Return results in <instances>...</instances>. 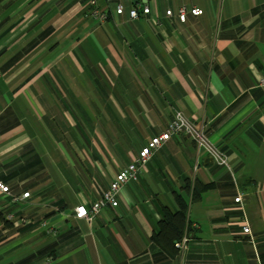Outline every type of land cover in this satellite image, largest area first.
Segmentation results:
<instances>
[{
    "label": "crops",
    "instance_id": "0c3cea01",
    "mask_svg": "<svg viewBox=\"0 0 264 264\" xmlns=\"http://www.w3.org/2000/svg\"><path fill=\"white\" fill-rule=\"evenodd\" d=\"M97 4L105 20L89 15L88 0H0V181L29 192L17 201L0 193V264H264V0ZM145 4L148 15L129 17ZM40 79L53 85L44 110L20 100ZM174 109L204 127L229 169L179 133L121 187L115 207L92 221L71 216L165 131ZM35 118L52 131L49 147ZM74 132L94 134L89 153L77 152ZM187 181L214 187L190 202ZM174 192L188 203L184 248L151 238L163 208L177 210Z\"/></svg>",
    "mask_w": 264,
    "mask_h": 264
},
{
    "label": "built area",
    "instance_id": "2783aa9c",
    "mask_svg": "<svg viewBox=\"0 0 264 264\" xmlns=\"http://www.w3.org/2000/svg\"><path fill=\"white\" fill-rule=\"evenodd\" d=\"M105 1L108 2L109 0ZM88 3L91 7L89 15L93 19L102 21L108 17L107 12L105 11L106 4L103 7H100L97 4V0H88ZM115 12L118 14L122 12V5L120 3H117ZM187 12L188 11L185 6H181L178 8L177 18L179 22H185ZM128 13L130 18H136L139 14L148 15L150 13V7L145 4L141 7L140 11L133 7L129 10ZM189 13L197 16L202 13V10L197 7H193L189 10ZM165 14L171 16L172 12L171 10H166ZM258 86L264 87L263 77L258 80ZM179 133H184L189 136L193 141L195 147L198 150L203 149L216 166L229 169L227 155L216 147L211 138L205 133L204 127L200 124H195L190 119L185 117L181 111L174 109L172 118L167 123V128L165 129V131L160 133L159 135L153 136L148 140L146 145L141 147L137 156L132 160V162L115 174V176L109 182L108 187L101 192L99 198L96 201L87 205L80 204L76 206L71 216L75 218H84L87 221H92L96 217L100 216L101 213L107 208L115 207L118 203L117 195L120 192L121 187L128 181L136 180L138 173L148 162L150 156L154 153V151L171 136L177 135ZM0 193L9 195L11 197V200L13 201L29 197V192H23L20 195H15L10 191L8 186L3 184L1 181ZM234 200L236 202L240 201V194L236 198H234ZM10 217L11 216L8 215V218ZM42 226H46V224H42ZM242 232L244 234L250 235V228L247 223H244V225L242 226ZM186 241L187 237L186 235H184L183 238L175 241L174 244L178 248H184L186 245Z\"/></svg>",
    "mask_w": 264,
    "mask_h": 264
},
{
    "label": "trees",
    "instance_id": "16d2710c",
    "mask_svg": "<svg viewBox=\"0 0 264 264\" xmlns=\"http://www.w3.org/2000/svg\"><path fill=\"white\" fill-rule=\"evenodd\" d=\"M214 187L212 182L201 183L199 181H187L184 189L191 192L190 202L199 199L200 194ZM174 201L177 205L176 211H170L168 208H163V217L158 221V229L151 235L152 240L165 247L166 244L173 245V242L180 239L184 232L189 234L191 226L187 221L188 203L181 194H173Z\"/></svg>",
    "mask_w": 264,
    "mask_h": 264
},
{
    "label": "rangeland",
    "instance_id": "374dc122",
    "mask_svg": "<svg viewBox=\"0 0 264 264\" xmlns=\"http://www.w3.org/2000/svg\"><path fill=\"white\" fill-rule=\"evenodd\" d=\"M49 72L51 73V70ZM47 75L50 76L49 73H47ZM43 81H44L43 79H40L38 82H35L33 84H30V85H27L29 87L23 92V95L20 98V100L23 101L25 106H28L31 103H41V110H44V109H46V108H43V106L45 104L53 105V101L51 99L52 98L51 95H53V90H52L53 89V85L50 84L51 86H48ZM43 95H44V97L47 98L46 102L41 101V98H42ZM29 112H30V115L34 117V112L31 109H30ZM47 118L48 117H45V120ZM35 120L37 121L35 123L39 126L38 127V131H37V135L39 137H41V139H44L45 144L49 147L50 146L49 142H51V139H53V134H52V131H51L50 127L49 126H45L43 120H40L38 118H35ZM47 123H51V121H49L47 119ZM49 129H50L51 132L50 131L48 132ZM86 135L88 137H91L94 134H90V133L86 134L85 132H83V133L74 132V133L71 134V136L75 137L76 140H77L76 146H74V147L77 148V152L78 153H83L84 151L88 152V148H86V142H85ZM60 136H61L62 140H64L67 137L69 138V134L60 133L58 137H60ZM69 153H73V152L69 150ZM73 157H74V155H73ZM62 168L65 171V177L66 178H70L71 176L69 174L68 167L62 165ZM78 178H80V175H78Z\"/></svg>",
    "mask_w": 264,
    "mask_h": 264
}]
</instances>
